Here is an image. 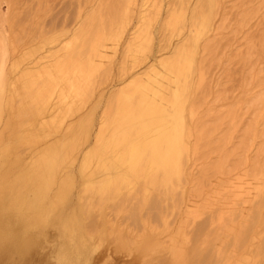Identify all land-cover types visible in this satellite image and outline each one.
<instances>
[{
  "label": "bare ground",
  "instance_id": "obj_1",
  "mask_svg": "<svg viewBox=\"0 0 264 264\" xmlns=\"http://www.w3.org/2000/svg\"><path fill=\"white\" fill-rule=\"evenodd\" d=\"M10 1L0 0V23ZM118 4L107 6V17L88 19L89 29L83 36L72 35L60 43L46 40L50 49L41 47L34 57L14 40L7 43L0 34V264H34L35 255L44 249L45 262L50 260L46 264H99L111 252L138 250L151 264L150 257L164 248L154 243L150 249V242L145 249L144 233L132 236L122 227H114L103 214L107 206L117 208L131 203L133 216L146 206L156 221L163 222L182 205L191 182L190 192L194 193L196 187L201 192L202 185L208 188L209 184L203 180L199 186V180L194 183L192 178L196 167H203L209 159L206 160L208 153L215 152L221 157L222 164L212 165L209 170L219 174L229 160L235 159L233 155L240 156L242 152L244 156L249 148L244 142L253 128L249 124L250 130L242 134L237 144L229 146L227 139L231 140L232 134L227 136L220 129L224 117L223 121L208 120L196 127L184 121L185 115L195 117L200 104L192 92L194 77L201 72L193 59V44L202 32L213 30L217 0H175L168 7L171 9L162 21V29L179 36L182 28H196V39L193 35L186 39L189 48L182 47L185 43L174 47L170 59H134L129 72L121 67L99 118L95 120L94 112L105 99L103 94L78 115L93 101L97 87L107 82L106 66L113 57L109 47L115 56L116 47L131 23L127 52L144 54L149 50L150 29L163 10L164 0H126L122 8ZM115 25L117 32L110 33V28L116 29ZM203 86L202 73L198 87ZM244 112L252 113L254 119L256 112L264 113V90L248 101ZM261 128V132L252 133L260 141L264 139V122ZM263 151L259 145L255 160H259ZM243 159L242 164H250L252 168L250 171L248 167L249 176L264 173L262 166ZM17 161L18 168L11 170ZM235 168L239 170V165ZM257 168H261L258 169L261 173ZM231 169L236 171L233 166ZM245 170L242 171H248ZM233 178L237 180L238 174L227 179L228 191L223 187L226 192L234 189L229 197L225 195L229 205H225L226 197L218 199L226 201V207H232L231 213L240 212L239 216L247 209L253 211V207L258 213L264 205V187L249 184L252 187L244 190L242 185L235 187ZM223 188L218 194H226ZM75 191L85 197L81 207V212L88 216L85 227L74 215L61 219V208ZM208 204L210 208L211 202ZM218 205L223 206L221 202ZM190 207L186 203L185 208ZM90 213H96L97 220ZM134 221L137 222L135 218ZM108 241L114 244L113 250L107 248L110 244H104ZM103 244L107 249L99 250ZM170 256L164 264H181L180 258ZM200 257L199 261L203 258Z\"/></svg>",
  "mask_w": 264,
  "mask_h": 264
},
{
  "label": "rangeland",
  "instance_id": "obj_2",
  "mask_svg": "<svg viewBox=\"0 0 264 264\" xmlns=\"http://www.w3.org/2000/svg\"><path fill=\"white\" fill-rule=\"evenodd\" d=\"M174 1L164 0L163 10L150 29V32H152L150 48L144 54H135L131 50L132 53L126 50V43L130 33L128 30L132 23L130 27H127V30L123 34L124 37H122L119 45L116 47L115 56L111 49L112 47H109V53L113 57H111V63L106 66L107 78L105 80L107 82L97 87L93 101L90 102V105H85L84 107L87 109L83 108L78 112V115L92 107L98 101V96L103 94L105 99H103L98 109L94 112V118L97 120L101 114L103 104L111 91L110 87L118 80L121 67L126 72H129L133 68L132 61L134 59L140 61L144 59H170L171 51L174 47H181L185 43L182 47L189 48L186 45L187 37L189 35L192 37L191 35H193L192 38H195L197 35L196 28H182L179 36H176V32L162 29V21L168 17V10L171 9L168 7H171ZM125 2L126 0H11L8 4L6 15L0 23V34L7 43L10 44L14 40L16 44L25 48L27 52L34 54V57L39 54L41 47L47 50L50 49L51 45L45 44L46 40L52 39L60 43L67 41L72 35L83 36L89 29L88 19L90 20L91 18L93 20L95 17L97 19L98 16L105 18L107 17L106 10L109 4L119 3L116 6L122 8ZM212 26V31L208 33L202 32L199 39L195 38L197 41L193 44L195 45L192 48L193 59L196 60L197 65L199 64L201 72L194 77L195 81L192 92L195 96H198L200 104L196 109L195 117L190 119L185 115L184 121L187 125L198 126L200 122L208 120L212 123L223 121L224 117V125L220 129L225 131L227 136L228 134H232L229 137H231V140H234H232L233 142L227 137L228 142L231 143L227 142L229 146L237 144L242 134L250 130L247 129L248 126H252L251 134L244 138L246 149L249 147L245 155L243 156L242 152L240 156L233 155L232 157L235 159L229 160L227 166H225L227 162L225 160L223 166L226 168L223 167L225 170H222V172L225 171L226 173L227 171L226 175L225 173L223 174L225 177H228L227 179L237 174L239 178L243 177L237 180L233 178L235 187L242 185L241 188H245L244 190H246L253 185L259 184L258 186L263 188L264 176L262 175L264 173L258 170H261V168H257V172L261 174L258 176V173H256L257 175L253 178L248 175L251 171L250 169H252L250 164L243 165L242 163L245 157L246 162L249 163V160H252L258 167L262 166L264 168L262 165V163L264 164V151L259 154L260 157L258 156L260 162H258L257 158L256 160L254 158L255 151L259 149V145L260 148L263 147L264 149V139L260 141L261 138L256 139L252 135V133L257 134L259 131H262L261 125L264 122V113L256 112V119H254L255 116L253 118L252 113L248 114L244 112L248 101L261 90H264V0H217L215 14L212 17ZM110 29V33L115 34L118 27L116 26L115 29L113 26ZM202 73L204 86L201 89L198 87V83L199 75ZM258 116L259 118H257ZM252 119L256 121L254 122ZM214 137L216 135L211 138ZM214 155H216L215 152L208 153L206 158V160L209 158V161L207 160L208 163L204 160L206 162L204 166L198 165L192 176L195 179L194 183L198 179V185L200 186L204 181V184H209L207 186L209 189L202 185V191L200 192L198 191L199 188L196 190L197 187L195 186L194 193L192 190L190 192L191 182L186 189L182 205L179 209L172 211V215L168 216L165 221H156L148 213L146 206H143L139 213L135 212L133 216L131 203L120 205L117 208L110 204L103 212L106 219L113 222L114 227H122L124 232L131 233L132 236L143 235L144 233L147 238H153V240L147 241L145 237L147 244L144 243V248L150 244L148 247L150 249L155 244L164 248L157 256L150 257L151 264H164L167 260L171 259L170 255H172V258H180L181 264H262L264 262V229H262L264 205L258 209V213L254 212V207L251 212H249V209L245 210L246 212H241L243 216H239L240 212H236L238 218L235 219L237 216L234 214L235 212L231 213L232 207L227 206L229 207L227 208L225 206L227 203L229 205V198L227 196L229 197V194L234 189L230 192L224 190L227 187L226 182L228 180L221 175L222 172L219 174L209 172V170L213 169L212 165L217 166L220 163L222 164L220 162L221 157ZM218 161L219 163H217ZM18 164V161L13 163L10 169H17ZM206 164L208 165L206 166ZM230 165L231 168L233 166L234 170L239 165V170L237 168L233 172L229 167ZM245 169L248 171L243 172L242 170L246 171ZM240 170L242 174H240ZM229 171L233 174L229 173L228 175ZM252 174L251 172L250 175ZM248 176L250 178H246ZM223 182L224 185L222 184ZM218 183V187L222 184L221 187H224L223 190L226 194H218L219 190H222L221 187H214ZM243 183L247 184L244 185ZM249 184L252 186H249ZM226 190L228 191L227 188ZM221 197L222 199L226 197L227 202L224 200L220 201L221 199L218 198ZM217 199L219 203H216ZM204 200L205 202L208 201L207 205ZM209 202H211L210 208L208 207ZM220 202L225 208L218 205ZM84 203L85 197L80 192H72L67 202L61 208V219L65 220L74 215L80 225L85 227L88 216L81 212V207ZM186 203H189L191 207L185 208ZM204 203L206 207H203ZM227 212L228 214H225ZM90 216L92 219L97 220L96 213H90ZM218 216H221L224 220L221 217L218 218ZM134 218L137 222L134 221ZM222 227H225L226 230ZM107 243L110 244L107 247L108 249L114 248V244L109 243V241L104 244L107 246ZM104 244L99 250H104L103 247L106 248ZM46 251L45 249L44 251L41 250L35 255L34 264H46L50 262V260L45 262L43 258ZM138 251L131 253L111 252L110 256L112 257L103 258L99 264H148L147 259H144L143 254ZM132 253H134V256L131 255ZM137 254H141L142 256H137ZM200 256L203 257L201 261H199Z\"/></svg>",
  "mask_w": 264,
  "mask_h": 264
}]
</instances>
